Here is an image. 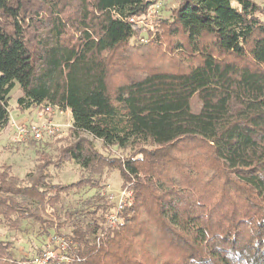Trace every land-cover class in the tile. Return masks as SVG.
<instances>
[{"label": "trees", "instance_id": "1", "mask_svg": "<svg viewBox=\"0 0 264 264\" xmlns=\"http://www.w3.org/2000/svg\"><path fill=\"white\" fill-rule=\"evenodd\" d=\"M155 3L0 0V131L16 87L19 109L72 119L56 161L44 157L24 180L0 174V225L31 221L46 238L64 236L69 264H264V10L177 0L155 29L135 23ZM95 141L131 155L105 157ZM66 163L99 177L116 170L129 184L134 203L117 228L95 196L79 218L66 214L62 234V197L98 188L51 183L48 168ZM0 264L30 263L0 240Z\"/></svg>", "mask_w": 264, "mask_h": 264}, {"label": "rangeland", "instance_id": "2", "mask_svg": "<svg viewBox=\"0 0 264 264\" xmlns=\"http://www.w3.org/2000/svg\"><path fill=\"white\" fill-rule=\"evenodd\" d=\"M253 1L264 10V0ZM156 3L161 5L160 12L154 18L145 19L144 23L141 24V26L150 30L155 29L158 19H168L170 17L171 10L176 7L177 0H156ZM261 19L264 20V15L261 16ZM142 39L144 42L139 40V43L145 45L147 37L143 35ZM20 96L21 93L16 87L11 92L8 103L9 123L5 129L0 131V174L8 169L12 175L24 180L27 176L34 174L35 168L43 161L44 157L56 161L58 149L64 147L70 139L72 119L69 113L63 112L60 115L56 110L45 117L43 116V108L21 110L16 103ZM46 120L58 125L61 132L54 137H45L41 142L33 141L31 138L20 140L13 127V123L36 124ZM88 138L91 140L90 137ZM94 145L99 153L111 159L123 160L131 155L129 152L115 147L104 149L100 141H95ZM47 171L50 175V182L55 185H69L86 178L94 181L97 179V189L84 187L79 191H71L62 197L61 204L58 205L55 213L58 220L55 221L65 224L61 232L66 235L70 233L72 225L66 214L74 213L73 215L79 218L78 212L86 207L93 206L95 196L107 201V195L118 193L124 183L116 170L104 171L99 177L83 171L74 163H66L60 168L50 166ZM46 239V233H43L39 226L31 221H23L17 231L9 230L7 227L0 225V240L11 244V254L16 261L28 262L33 255L41 250Z\"/></svg>", "mask_w": 264, "mask_h": 264}, {"label": "built area", "instance_id": "3", "mask_svg": "<svg viewBox=\"0 0 264 264\" xmlns=\"http://www.w3.org/2000/svg\"><path fill=\"white\" fill-rule=\"evenodd\" d=\"M160 7L159 3H155L150 7L147 14L138 17L135 23L141 26L145 19L154 18L160 12ZM140 41L144 42L143 39ZM55 110L62 115V111L48 106L43 108V116L45 117ZM13 124L20 140L31 138L33 141L41 142L45 137H54L61 132L58 125L48 120L36 124ZM107 203L110 205V209L106 214V226L110 229H115L121 222L120 213L131 208L134 203L133 193L129 184L122 186L116 194L109 193L107 195ZM71 244L64 236L52 234L46 239L41 250L33 255L28 262L30 264H69L75 259L74 248H72Z\"/></svg>", "mask_w": 264, "mask_h": 264}, {"label": "crops", "instance_id": "4", "mask_svg": "<svg viewBox=\"0 0 264 264\" xmlns=\"http://www.w3.org/2000/svg\"><path fill=\"white\" fill-rule=\"evenodd\" d=\"M65 112H67V113H69V114H70V111H65ZM70 116H71V114H70Z\"/></svg>", "mask_w": 264, "mask_h": 264}]
</instances>
